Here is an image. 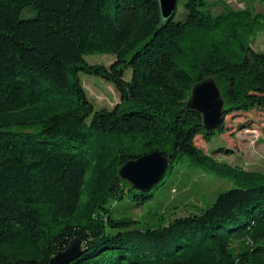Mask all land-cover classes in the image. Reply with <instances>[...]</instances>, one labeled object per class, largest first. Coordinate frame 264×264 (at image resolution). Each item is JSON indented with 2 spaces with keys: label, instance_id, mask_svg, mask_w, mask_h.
<instances>
[{
  "label": "trees",
  "instance_id": "trees-1",
  "mask_svg": "<svg viewBox=\"0 0 264 264\" xmlns=\"http://www.w3.org/2000/svg\"><path fill=\"white\" fill-rule=\"evenodd\" d=\"M28 6L34 14L21 18ZM184 6L175 21L158 0H0V264H50L74 238L82 253L67 264H264V172L194 143L224 132L228 114L264 111V50L250 45L264 15ZM92 53L116 59L89 64ZM79 72L112 82L119 102L95 109ZM207 77L224 100L215 131L186 108ZM152 151L172 155L162 179L132 189L119 168ZM183 170L230 186L157 227L114 215L116 203L141 205Z\"/></svg>",
  "mask_w": 264,
  "mask_h": 264
},
{
  "label": "rangeland",
  "instance_id": "rangeland-1",
  "mask_svg": "<svg viewBox=\"0 0 264 264\" xmlns=\"http://www.w3.org/2000/svg\"><path fill=\"white\" fill-rule=\"evenodd\" d=\"M206 8L212 14H217L225 8L240 10L249 7L264 15L262 0H204ZM186 0H176L173 19L183 20L186 15L184 3ZM108 9L112 11L111 2ZM34 14L30 6L20 12L21 18ZM250 45L254 51L264 50V17L263 27L250 37ZM89 64L109 66L116 57L111 53H92L84 56ZM130 69H126L124 78L130 77ZM79 77L88 99L95 109H111L119 102V93L112 82L85 72H79ZM219 88V87H218ZM220 90V89H219ZM225 131L211 135L208 141L202 135L194 138V143L213 158L242 167L248 171L264 172V111L255 108L248 112L228 114L224 119ZM224 148L227 152L221 151ZM230 184L217 179L210 174L197 171H181L173 176V183L166 185L154 196L141 205L125 199L115 204L116 217L129 216L136 219L140 227H157L168 222L173 217L199 213L216 194L229 187Z\"/></svg>",
  "mask_w": 264,
  "mask_h": 264
},
{
  "label": "water",
  "instance_id": "water-1",
  "mask_svg": "<svg viewBox=\"0 0 264 264\" xmlns=\"http://www.w3.org/2000/svg\"><path fill=\"white\" fill-rule=\"evenodd\" d=\"M163 19H170L175 11L176 0H158ZM224 100L221 92L211 77L193 84L186 108L201 114L205 129L215 131L221 122ZM172 155L164 156L159 151H152L135 160L125 162L118 170L121 179L126 180L132 189L145 192L159 182ZM82 253L81 243L72 239L65 250L58 252L50 259V264H67Z\"/></svg>",
  "mask_w": 264,
  "mask_h": 264
}]
</instances>
